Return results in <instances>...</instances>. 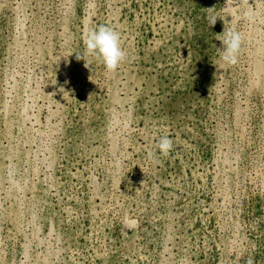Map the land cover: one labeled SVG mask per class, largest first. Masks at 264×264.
I'll list each match as a JSON object with an SVG mask.
<instances>
[{"label":"rangeland","instance_id":"374dc122","mask_svg":"<svg viewBox=\"0 0 264 264\" xmlns=\"http://www.w3.org/2000/svg\"><path fill=\"white\" fill-rule=\"evenodd\" d=\"M0 264H264V0H0Z\"/></svg>","mask_w":264,"mask_h":264},{"label":"clouds","instance_id":"9594fccd","mask_svg":"<svg viewBox=\"0 0 264 264\" xmlns=\"http://www.w3.org/2000/svg\"><path fill=\"white\" fill-rule=\"evenodd\" d=\"M256 13L248 10L244 13L247 20L255 19ZM217 18H211V25L214 26ZM216 40L221 42L219 50L220 65L213 63L217 68L223 65H234L238 62L239 53L243 43V35L234 28H224L221 34H216ZM82 41L84 51L82 54L76 55V59L84 60V67H89L88 57H95L103 63L105 69L109 72L116 71L120 64L125 60L126 53L121 47L120 35L113 28L108 26H100L98 28H86L82 33ZM156 148L163 156H167L173 148V140L168 136H163L156 144ZM151 155V153L149 154ZM134 223L125 220V224Z\"/></svg>","mask_w":264,"mask_h":264}]
</instances>
